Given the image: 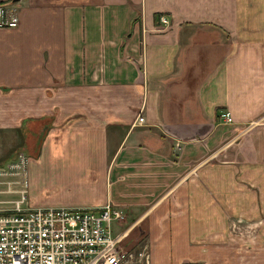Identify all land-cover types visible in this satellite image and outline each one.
Here are the masks:
<instances>
[{"label": "crops", "instance_id": "1", "mask_svg": "<svg viewBox=\"0 0 264 264\" xmlns=\"http://www.w3.org/2000/svg\"><path fill=\"white\" fill-rule=\"evenodd\" d=\"M0 2V164L47 123L25 205L110 204L150 264H264V0Z\"/></svg>", "mask_w": 264, "mask_h": 264}, {"label": "built area", "instance_id": "2", "mask_svg": "<svg viewBox=\"0 0 264 264\" xmlns=\"http://www.w3.org/2000/svg\"><path fill=\"white\" fill-rule=\"evenodd\" d=\"M17 20L15 7L0 2V27H14ZM221 118L231 121L227 113ZM136 122L142 123V118L137 116ZM26 163V154L17 151L0 164V195L5 196H0V264L148 263L144 249L137 252L121 246L126 231L114 234L112 224L123 223L124 216L110 204L90 208L25 205Z\"/></svg>", "mask_w": 264, "mask_h": 264}, {"label": "rangeland", "instance_id": "3", "mask_svg": "<svg viewBox=\"0 0 264 264\" xmlns=\"http://www.w3.org/2000/svg\"><path fill=\"white\" fill-rule=\"evenodd\" d=\"M29 129L28 133L24 135V137L18 138H12L11 141L14 143L12 147L5 153V158L9 159L14 155V153L18 150L23 151L28 158L33 157L36 158L39 154V150L41 147V143L43 141V137L45 135V131L47 128V123L43 122L40 124V130L35 133L33 129ZM28 167V182L29 187L28 190L33 191L35 193H38L39 196H47L48 198H52L54 196V187L49 184V182L52 180V176L50 173V170L45 165V162H41L38 166L35 167V169H32V166L27 164ZM26 175H27V169H26ZM38 180L40 182V186L32 185L31 180ZM44 183V185L41 186V184ZM58 191H61V188L59 187L57 189ZM96 193L93 189H86L83 187H71L69 191L62 190V195H69L71 198L74 197L78 200H83L89 198L91 195H94ZM1 197H5L3 195H0ZM121 213V212H120ZM122 214V213H121ZM123 215V214H122ZM130 221V220H129ZM125 218L123 220V223L121 224H112V228L114 230V234H117L125 229L126 235L123 238L121 244L124 247H129L128 250H134L139 252L141 249H143L144 246L146 248L144 249L145 252H147L148 255V263L150 264V257H151V248L149 244V238L146 232L141 230L140 227H133L130 228L131 222H127L125 225ZM132 264H145V261H135Z\"/></svg>", "mask_w": 264, "mask_h": 264}]
</instances>
